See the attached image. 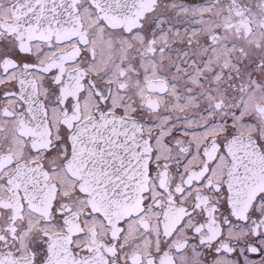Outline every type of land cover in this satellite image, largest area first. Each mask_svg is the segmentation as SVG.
I'll return each instance as SVG.
<instances>
[{
	"label": "snow or ice",
	"instance_id": "6c2138e0",
	"mask_svg": "<svg viewBox=\"0 0 264 264\" xmlns=\"http://www.w3.org/2000/svg\"><path fill=\"white\" fill-rule=\"evenodd\" d=\"M0 264H264V0H0Z\"/></svg>",
	"mask_w": 264,
	"mask_h": 264
}]
</instances>
